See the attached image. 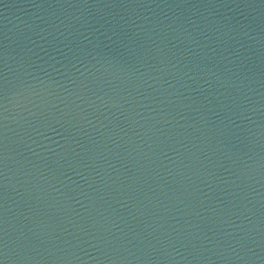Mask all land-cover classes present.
<instances>
[{"label": "water", "instance_id": "obj_1", "mask_svg": "<svg viewBox=\"0 0 264 264\" xmlns=\"http://www.w3.org/2000/svg\"><path fill=\"white\" fill-rule=\"evenodd\" d=\"M0 264H264V0H0Z\"/></svg>", "mask_w": 264, "mask_h": 264}]
</instances>
